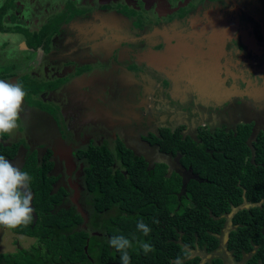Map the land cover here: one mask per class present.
<instances>
[{"label":"flooded vegetation","instance_id":"1","mask_svg":"<svg viewBox=\"0 0 264 264\" xmlns=\"http://www.w3.org/2000/svg\"><path fill=\"white\" fill-rule=\"evenodd\" d=\"M14 9L13 0L0 2L3 29L0 34L13 36L7 24ZM216 10L232 18L230 33L223 34V29L218 31L211 26L210 16ZM53 12L62 16L60 30L64 46L60 47L59 70L49 59L39 60L38 46L33 42L40 29L51 24L49 18ZM20 17L31 22L24 35L26 50L18 51L12 41L0 43V80L19 82L24 77L29 85L45 87L32 98H24L17 131L12 135L0 133L3 135L0 142L6 147L18 145L15 156L8 160L20 170L29 154L35 153L39 162L46 154L49 156L51 168L47 175L55 178L51 192L64 191L59 207H71L82 215L83 228L98 222L92 206L86 208L79 203L85 202L86 197L93 201L86 185V157L80 155L89 147L108 150L115 159V168L123 174L126 171L117 157L121 145L144 158L147 170L164 164L166 176H181L178 193L181 195L185 193L183 179L188 181L196 174L182 165L180 153L162 151L151 136L160 140L162 130H178L183 139L188 137L200 143L199 134L204 132L223 129L237 135L242 131L248 132L246 143L253 149V143L264 134V0H24ZM251 39H255L256 48ZM120 41L116 55L119 62L113 61L117 67L113 75L122 80L125 72H130L138 75V83L127 86L125 98L135 108L121 106L129 110V115L127 122L115 130L104 115H98L104 112L97 106L76 101L70 93L61 94L57 100L56 94L57 89L62 91L68 86H63L67 79L91 69L87 65L79 66V62L73 68L65 63L64 50L68 51L70 44H78L80 49L92 43ZM220 41H226V53L222 56L218 54ZM171 44L179 47V55L170 56L167 61L149 57L152 51L162 52ZM86 55L88 52L82 56ZM10 56L14 58L9 59ZM199 60L209 70L206 81L210 91H206L199 78ZM219 69L222 78L218 80L215 71ZM119 79L110 85L104 79L98 81V88L104 89L101 87L104 85L111 91L122 90L123 83L115 85ZM213 81L215 85L211 84ZM55 83L58 87H49ZM81 206L86 208L84 213ZM92 233L99 234L95 229ZM30 248L0 256L16 255Z\"/></svg>","mask_w":264,"mask_h":264},{"label":"trees","instance_id":"2","mask_svg":"<svg viewBox=\"0 0 264 264\" xmlns=\"http://www.w3.org/2000/svg\"><path fill=\"white\" fill-rule=\"evenodd\" d=\"M61 21L60 15V20L42 29L34 45L47 41ZM25 82L24 77L19 80L27 99L45 87ZM54 86L57 83L49 87ZM161 134L160 140L151 136L152 141L162 151L180 153L182 165L196 174L187 181L185 193L178 195L182 178L166 176L164 164L147 170L144 158L121 145L117 157L126 171L123 174L108 150L89 147L80 155L86 157V185L98 222L88 229L80 226L84 218L73 208L59 207L64 191L51 192L55 178L47 175L49 156L39 162L35 153L29 154L22 171L31 176L32 220L11 229L38 242L29 251L0 256V264H122L121 254L108 243L113 235L132 241L130 264H173L178 257L182 264H200L204 259L203 264H227L217 253L226 230L223 248L232 262L264 264V134L253 149L246 143L248 132L242 131L237 135L223 129L204 132L199 134L200 143L183 139L178 130ZM17 148V144L6 147L0 142V155L12 159ZM245 201L260 205L238 209L227 217ZM141 219L151 229L148 235L137 228ZM94 229L99 234L92 233ZM142 242L152 245L153 251L144 254Z\"/></svg>","mask_w":264,"mask_h":264},{"label":"crops","instance_id":"3","mask_svg":"<svg viewBox=\"0 0 264 264\" xmlns=\"http://www.w3.org/2000/svg\"><path fill=\"white\" fill-rule=\"evenodd\" d=\"M2 1L4 0H0V2ZM23 1L24 0H13V2L15 3V9L17 10V13H14L15 11L14 9L13 13L11 14V18L8 20V24H7L8 26H11L10 28H12V30L10 32H14L13 36L20 37V39H17L13 43L15 47L18 49V51L21 49H26L27 42L25 40L24 35H26L25 33L26 30L29 31L28 26L31 24L30 21H25L24 18L20 17V13L22 12V7H23ZM217 15H219L221 19H219ZM225 15L226 14H224V11L220 12V10L219 11L216 10L215 14L212 17L210 16V19L213 23L211 24V26L215 27L214 29L218 31L223 29V32H224L223 34H225V32H227L228 34L233 28L231 24L233 23L232 22L233 20L231 17L225 16ZM25 16L26 15H24V17ZM50 18H53V21L56 22V20L60 18V15L58 16L57 12H53L51 13ZM53 21H51L50 25H52ZM20 22H22L23 25H21ZM12 23H13V26L11 25ZM58 25L59 27H57ZM58 25L56 26L57 29L53 30L50 33L49 38L47 39V41L49 42L46 41L47 43L44 44L45 42L44 40L40 44V46H38V50L40 53L39 60H42V62H48L47 59H49L51 64L57 65V68H58L57 70L60 69V47L62 45L64 46L63 41L61 39L62 32L60 30V22ZM47 26L48 25H44L40 29V31H42V29H44ZM0 30L3 31L2 28H0ZM214 33L216 34V32ZM251 43L254 45V48H256L255 39L254 40L251 39ZM121 44H122L121 41L117 43H100V44L92 43L89 46L84 45V47H81L80 49H77L78 44L76 45L70 44L69 50L68 51L64 50V56L67 57V60L65 61V63L72 64L69 67L73 68L75 67L76 63L79 62L80 63L79 66L87 65L91 69L89 72L83 73L79 76H75V78L73 79H70V80L67 79L68 82L66 81L65 82L66 84H64L63 86L64 87L67 85L68 86L66 88H63L62 91L60 90V88L57 89L58 91L56 94L57 100H60L61 94L64 93L63 94L64 96L70 93L69 95L72 96L73 99L76 101H80L83 104L91 103L97 106L98 110H101L102 112H104L103 114H98V115H104V118L110 121V126L115 130H117L116 128H119V126L121 127L123 124L127 122L126 117L129 115L128 114L129 110L127 109L124 110V108H127L128 105H134L133 102H130V100L125 98V96L128 94V91H129V87L127 86H129L132 83L137 82V79H138V75L137 76L133 75L130 72H125V75L123 76L122 80L119 79V77H115V75H113V73L115 72L117 68L114 65V62L116 64L119 62V60L116 58V55H117V51ZM43 45H45L44 47L45 49L43 48ZM81 45H83V43ZM107 47L111 48V51H107L105 49ZM167 47H168L167 50L162 51L163 53L152 51L149 57L151 59L161 58V60L166 58V61H167V59L170 56L173 57L175 55L180 54V49L176 45L171 44V45H167ZM214 47H218V45ZM225 48H226V41H220L219 53H218L219 56H222L226 53ZM113 51H114V54L112 53ZM85 52H88V55L82 56L85 54ZM187 53H189V51ZM89 55L95 56L97 58L93 59ZM42 56H43V59H42ZM109 57H112V60ZM198 62H199L198 64H200V67H199L200 77L199 78L204 83L203 86H206V91L207 90L210 91V87L207 84L208 79L206 81V73L209 70L207 69L205 65H203L204 61L199 60ZM3 70L5 69L1 70L2 73L5 72ZM107 71L110 72V74L106 75ZM215 74L218 80L222 78V73L220 69L216 70ZM3 77H6V76L3 75ZM141 77L142 75L140 76V78ZM57 78H60V75H58ZM116 78L119 79V81L117 80V83L115 85L118 86L120 83H123L126 87L125 90H124L125 87H123L122 90H118L117 92H115L114 89H112L111 91L104 85L101 86V87H104V89L98 88V83H99L98 81H102L104 79L103 81H105L107 85H110L109 83H113ZM211 84L215 85V81H213ZM60 91L62 93H60ZM121 106H124V108L121 109ZM134 108H135V105H134ZM132 142H135V140ZM217 253L218 255H222L227 259L228 261L227 264H234V262H232V259L230 258L229 253L223 247L219 249ZM224 254L227 256H225Z\"/></svg>","mask_w":264,"mask_h":264},{"label":"clouds","instance_id":"4","mask_svg":"<svg viewBox=\"0 0 264 264\" xmlns=\"http://www.w3.org/2000/svg\"><path fill=\"white\" fill-rule=\"evenodd\" d=\"M20 39L9 34H0V43ZM21 49L19 51H25ZM13 51H17L13 49ZM14 58L12 56L9 59ZM26 92L19 82L0 80V133L12 135L19 127L20 113ZM31 176L29 173L14 166L5 156L0 155V225L16 228L27 225L32 220V193L30 190ZM155 222V221H154ZM137 228L148 235L151 229L143 220L137 222ZM108 243L119 252L122 264H130L131 257L128 249L132 248V241L123 235H113ZM144 254L153 251V246L140 243ZM173 264H182L178 257Z\"/></svg>","mask_w":264,"mask_h":264},{"label":"rangeland","instance_id":"5","mask_svg":"<svg viewBox=\"0 0 264 264\" xmlns=\"http://www.w3.org/2000/svg\"><path fill=\"white\" fill-rule=\"evenodd\" d=\"M53 18H49V21H52ZM26 84H29L28 81L25 82ZM55 85V84H53ZM58 87V86H56ZM40 120V119H39ZM17 131V130H15ZM79 192H77L78 195ZM89 199V202H88ZM86 197L85 202H79V203H83L85 204L86 208L89 207L91 205L90 202V198ZM73 203L74 202H70ZM83 208V210L81 212L84 211V209H86L85 207L81 206ZM84 213V212H83ZM112 212H106L103 215H101V217H108L109 215H111ZM10 228H7L5 226L0 225V254H8V253H15L19 248L20 249H29L31 245H35L37 244V239H34V237H28V236H19L18 234L15 233H11L10 232ZM18 235V236H17ZM224 245V243H223ZM225 255V254H224ZM227 256V255H225Z\"/></svg>","mask_w":264,"mask_h":264},{"label":"water","instance_id":"6","mask_svg":"<svg viewBox=\"0 0 264 264\" xmlns=\"http://www.w3.org/2000/svg\"><path fill=\"white\" fill-rule=\"evenodd\" d=\"M186 183H187V181L183 179V185H182V188H185ZM256 205H260V203H258V204H251V203H247V202H245V203H243L240 207L234 208L233 211H232L230 214L227 215V217H228V218H231L232 215H233V213H234L235 211H237L238 209H242V208H245V207H246V208H249V207H251V206H256ZM229 224H230V223H229ZM227 239H228V230H226V231L224 232V235H223V237H222V243H224V245L227 243ZM209 257H210V256H207L206 258H209ZM204 261H205V259H204L200 264H203Z\"/></svg>","mask_w":264,"mask_h":264}]
</instances>
